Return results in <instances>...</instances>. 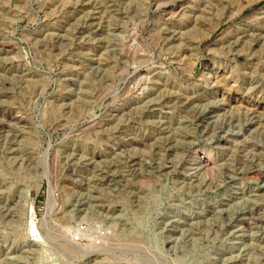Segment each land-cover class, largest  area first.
Instances as JSON below:
<instances>
[{"label": "rangeland", "instance_id": "rangeland-1", "mask_svg": "<svg viewBox=\"0 0 264 264\" xmlns=\"http://www.w3.org/2000/svg\"><path fill=\"white\" fill-rule=\"evenodd\" d=\"M0 264H264V0H0Z\"/></svg>", "mask_w": 264, "mask_h": 264}, {"label": "bare ground", "instance_id": "bare-ground-1", "mask_svg": "<svg viewBox=\"0 0 264 264\" xmlns=\"http://www.w3.org/2000/svg\"><path fill=\"white\" fill-rule=\"evenodd\" d=\"M94 4V3H93ZM176 7H177V5H173L172 7H171V10H175L176 9ZM112 17V16H111ZM110 17V18H111ZM105 20V19H104ZM102 22V21H101ZM177 32V31H176ZM251 33V32H250ZM176 34V33H175ZM179 36V35H178ZM171 37V36H170ZM171 40V39H170ZM4 48V47H3ZM239 48V47H238ZM235 53V52H234ZM141 59V58H140ZM221 77V76H220ZM217 82V81H216ZM219 85V84H218ZM201 98H203V97H201ZM182 104V103H181ZM180 104V105H181ZM190 105V104H189ZM258 106V105H257ZM250 111H252V110H250ZM251 113V112H250ZM114 118V117H113ZM206 118V117H205ZM259 119V118H258ZM114 120H116V119H114ZM119 120V119H118ZM115 124V123H114ZM216 132V131H215ZM254 147V146H253ZM196 162H198L200 165H202L203 166V169L204 170H207V171H209L210 170V167H211V162L207 159V158H205V157H203V156H198L197 157V159H196ZM141 163V162H140ZM142 165V164H141ZM255 174H253V176H254ZM252 176V177H253ZM29 192V191H28ZM24 198V197H23ZM26 203H25V208H27V209H30V210H34V204H35V200H34V198L32 197V195H31V192H29L28 194H27V196H26ZM14 203V202H13ZM24 209V208H23ZM10 210V209H9ZM25 210V209H24ZM29 211V210H28ZM27 212V211H26ZM25 212V213H26ZM27 215V214H26ZM29 215H31V211H29L28 212V216ZM257 220V219H256ZM261 220V219H260ZM29 238V237H28ZM30 242H35V241H37V240H35V239H33L32 240V238H31V236H30V240H29ZM39 242V241H38ZM37 242V243H38ZM73 249V248H72ZM101 249V248H100ZM73 251V250H72ZM91 252V251H90ZM73 253V252H72ZM31 254V253H30Z\"/></svg>", "mask_w": 264, "mask_h": 264}]
</instances>
